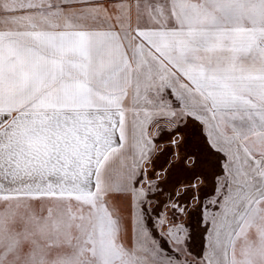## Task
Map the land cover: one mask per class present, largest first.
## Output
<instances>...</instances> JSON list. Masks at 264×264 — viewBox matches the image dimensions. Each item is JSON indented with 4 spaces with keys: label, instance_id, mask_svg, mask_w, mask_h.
Listing matches in <instances>:
<instances>
[{
    "label": "snow or ice",
    "instance_id": "1",
    "mask_svg": "<svg viewBox=\"0 0 264 264\" xmlns=\"http://www.w3.org/2000/svg\"><path fill=\"white\" fill-rule=\"evenodd\" d=\"M0 264H264V0H0Z\"/></svg>",
    "mask_w": 264,
    "mask_h": 264
},
{
    "label": "rangeland",
    "instance_id": "2",
    "mask_svg": "<svg viewBox=\"0 0 264 264\" xmlns=\"http://www.w3.org/2000/svg\"><path fill=\"white\" fill-rule=\"evenodd\" d=\"M161 143H163V141H161ZM167 159H168V157L166 155L161 156L160 160L157 162L158 167L160 165H165V161ZM162 187H163V185H162ZM200 244H201V242H200L199 237H196L193 241H191V247H192L193 252H197L200 250Z\"/></svg>",
    "mask_w": 264,
    "mask_h": 264
},
{
    "label": "flooded vegetation",
    "instance_id": "3",
    "mask_svg": "<svg viewBox=\"0 0 264 264\" xmlns=\"http://www.w3.org/2000/svg\"><path fill=\"white\" fill-rule=\"evenodd\" d=\"M161 198H163V197H161Z\"/></svg>",
    "mask_w": 264,
    "mask_h": 264
},
{
    "label": "crops",
    "instance_id": "4",
    "mask_svg": "<svg viewBox=\"0 0 264 264\" xmlns=\"http://www.w3.org/2000/svg\"><path fill=\"white\" fill-rule=\"evenodd\" d=\"M195 253V252H194Z\"/></svg>",
    "mask_w": 264,
    "mask_h": 264
}]
</instances>
